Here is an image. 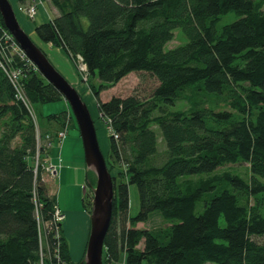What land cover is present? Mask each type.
<instances>
[{
    "label": "trees",
    "instance_id": "obj_1",
    "mask_svg": "<svg viewBox=\"0 0 264 264\" xmlns=\"http://www.w3.org/2000/svg\"><path fill=\"white\" fill-rule=\"evenodd\" d=\"M51 2L58 16L36 25L37 35L101 80L90 90L111 127L103 264H264V0ZM229 12L238 19L218 29ZM177 28L188 41L166 50ZM8 34L0 12V264H85L72 261L43 168V139L75 117L69 109L43 115L44 130L36 123L30 107L63 96ZM11 71L20 72L24 98ZM134 72L156 79L149 95L101 100ZM242 163L248 176L216 172ZM131 185L140 197L135 216ZM93 196L82 198L89 214ZM157 215L164 225L138 226Z\"/></svg>",
    "mask_w": 264,
    "mask_h": 264
},
{
    "label": "rangeland",
    "instance_id": "obj_2",
    "mask_svg": "<svg viewBox=\"0 0 264 264\" xmlns=\"http://www.w3.org/2000/svg\"><path fill=\"white\" fill-rule=\"evenodd\" d=\"M24 10V9H23ZM16 12V11H15ZM236 19H238V16L236 14V12H229L224 14L220 20L217 22L216 26L218 29L222 28L223 26H225V24L228 23H232L235 22ZM86 22V27L89 26L87 19H85ZM175 34L174 37L171 39V41L167 42V45L165 46L166 50H169L171 48L180 46L182 44L187 43L188 38L186 36V34L184 33V31H182V29L177 28L174 30ZM68 58V57H67ZM48 59H50L51 62H53V59H51L48 55ZM70 59V58H69ZM54 64V62H53ZM72 64V63H71ZM55 65V64H54ZM56 66V65H55ZM58 69V67H56ZM72 68L75 70V73L77 75L78 78L77 81L73 82L71 80H69V76H67L68 74L64 71H62L61 69L60 72L67 78V80L70 81V83L73 85L74 88H76L81 96L83 101L86 102V104H88V107L90 109V112L92 113L94 122L96 124V131L98 133V141L99 144L101 146V150L103 155H105L106 159L108 158V151H109V128L110 125H107L103 119H102V114L98 109V100H96L95 94L92 92V90H90V81H92V83H95L96 85L100 84L101 80L98 78H93L90 79L88 78V73H87V68L85 65H83V63L80 61H77V66H74L72 64ZM156 79L153 76H149L147 73L145 72H134V73H130L129 76H126V78H124L123 80H121L120 82H118V84L109 87L107 90H104L101 93V100L103 101H108V99L112 96H122V97H127L130 96V94L133 93H138L139 95L142 96H147L150 94L151 89L156 85ZM183 104L179 103L177 105V107L182 106ZM173 110L177 109L176 106L172 107ZM67 109H71L69 102H67V100L65 98H63L62 100H56L54 102L51 103H43L41 105H37L36 108L33 105L31 107V110L33 111L34 116V120L36 121V123L40 126H42L43 130L45 127L48 126L46 119L43 117L50 115V114H54V113H60L63 111H67ZM38 114H39V118H38ZM101 124V126H100ZM98 126V127H97ZM155 131H157L158 134V141H159V145L161 146V149L163 148V146H166L165 141L162 140V132L161 130L155 126L154 127ZM68 137L66 138L65 142L67 140H71V150L73 152L74 151H78V149H81L82 151V155H80L78 152H73L72 156L69 160L66 161V163H73L70 164L71 167H73V165L81 163L83 166L86 167L87 173L90 174V176L92 177L91 180H94V182L92 183H97V178L96 177V172H95V166L90 165L91 169L89 170V166L87 165V159H86V155H85V146L83 145V139L82 136L80 134V129H79V125L75 120V124L71 125L70 127H68ZM56 136L53 135L52 132L48 133L47 136L43 139V145L45 146L46 142H47V148L50 147V143L52 141H54ZM57 139V138H56ZM51 141V142H50ZM42 144V143H41ZM40 144V145H41ZM106 147V149H104ZM80 155V156H79ZM78 156V157H77ZM46 162H44L43 160V164H45ZM50 163V162H47ZM54 165V164H53ZM223 170H234V171H238L241 174H244L246 176H248L250 170H249V165L247 163H242V164H231V165H226L222 168H220L219 170H217V173L222 172ZM48 176H50V178L54 179V175L49 172L48 170H46L45 172ZM115 173V172H114ZM45 174V175H46ZM90 178L88 177V181L86 182L87 186H90L91 183ZM264 181V179H262ZM92 184V186H96ZM73 187H69V189H71ZM82 189V188H81ZM89 190H91V188H89ZM83 194V189L82 192H80V188H79V192L78 190H70L69 193L67 195H65L64 192L61 193V205L62 207H67L70 210L73 211H80V210H85L84 208V202L82 199V195ZM130 214L131 216H135L139 211H140V197H139V190L138 187L136 185H131L130 187ZM57 200H59V197L57 196ZM264 211V209H263ZM153 219L149 222H147L145 225L139 223L138 226L140 227H157L158 225H164L165 221L163 218L160 217V215L154 216L152 217ZM63 229L65 230V224L66 222L63 221ZM83 221L79 222V230L82 231L85 227L84 224H82ZM42 242L43 244H45V239H46V233L44 231V229H42ZM260 240H262V237H259ZM46 246V245H45ZM80 251V249L78 250ZM82 257L84 256V253L82 256H80V259H82ZM122 262V261H121ZM209 264H218V263H209Z\"/></svg>",
    "mask_w": 264,
    "mask_h": 264
},
{
    "label": "water",
    "instance_id": "obj_3",
    "mask_svg": "<svg viewBox=\"0 0 264 264\" xmlns=\"http://www.w3.org/2000/svg\"><path fill=\"white\" fill-rule=\"evenodd\" d=\"M0 12L4 18L5 26L9 29L12 37L25 52L44 77L61 92L63 98L69 102L71 111L79 125L80 134L85 146L87 165L95 166L97 178L93 190V206L91 212V234L85 252V264H103L105 237L112 222L113 214V176L109 171L106 157L103 155L98 141V133L92 113L83 101L80 92L73 87L69 80L48 59L47 54L39 48L33 38L27 34L16 16L10 0H0ZM91 169V168H90Z\"/></svg>",
    "mask_w": 264,
    "mask_h": 264
},
{
    "label": "crops",
    "instance_id": "obj_4",
    "mask_svg": "<svg viewBox=\"0 0 264 264\" xmlns=\"http://www.w3.org/2000/svg\"><path fill=\"white\" fill-rule=\"evenodd\" d=\"M10 2L16 11V16L19 18L21 26L25 29L27 34L30 35L31 38H33L38 47L42 48L47 54V56L48 53L43 47L58 50L61 56L67 59L69 67L73 70L70 73L71 77L76 76V78H78L75 73V70L72 68L70 59L67 58L63 51H61L59 48L54 47L52 44L45 43L37 35L36 25H40L41 23L50 21V19H53L54 17L58 16L59 11L57 7L51 2V0H10ZM30 4L37 5L38 7L37 13L35 14L34 18L27 16L25 10L22 9L23 7H28ZM58 130L59 129H57L56 126H54V128H50V131L54 132L53 135H55ZM67 137L68 134L66 138ZM66 138L63 141H59L55 137L54 141L51 142L50 147L47 148V150L45 151V154L43 156L44 162H51L52 164H54V166L58 168V173L54 179L50 178V176H48L47 174L44 175V179L47 183L48 190H50V193L52 195H55L56 198L57 196L59 197L58 205L60 210L64 213L63 221L66 222L64 233L69 243V251L72 257V261L77 263L82 260L80 259V256H82L83 253L84 256L86 255L85 252L91 234V215L86 210L73 211L68 209L67 207H62L60 199L62 192L67 195L70 190H78L79 192V188L80 192H82L83 189V194H81L83 198L86 192L85 185L88 181L89 173H87L86 167L83 166L81 163L75 164L73 165V167L70 166V164L73 163H66L67 160L73 157V152H78L80 155H82L81 149H78V151L73 150L72 152L71 148L73 146L71 145V140L69 139L65 142ZM88 171H90V168ZM69 187L73 188L69 189ZM81 221H83L82 224L85 225L82 231L79 230V222ZM79 249L80 251H78ZM110 264L124 263L115 262Z\"/></svg>",
    "mask_w": 264,
    "mask_h": 264
},
{
    "label": "built area",
    "instance_id": "obj_5",
    "mask_svg": "<svg viewBox=\"0 0 264 264\" xmlns=\"http://www.w3.org/2000/svg\"><path fill=\"white\" fill-rule=\"evenodd\" d=\"M25 11H26V13H27L28 16H30V17H35V14H36V12H37V6L34 5V4H31L30 6H28V8L25 9ZM8 39H9V40H14V41H15V39H13V37H12L11 34H8ZM15 42H16V41H15ZM19 74H20L19 71H11V72H10V75H11L13 81H14L17 85L19 84V82H17V79H18V75H19ZM18 87H19V88H18L19 96H20V98H22V97L24 96V93H22V91H21V86H20V84H19ZM23 98H24V97H23ZM24 101L26 102V99H25ZM31 107H32V106H31ZM31 107H30V112H31V114H33V111L31 110ZM33 115H34V114H33ZM34 116H35V115H34ZM110 129H111V127L109 128V130H110ZM57 135H58V138H59L60 140H63V139H65V137H66V131H60ZM43 168H44L45 170H48V172H51V173L54 175V177L57 175L58 168H56V166H54L51 162H50V163H47V162H46V163L43 165ZM56 211H57L56 214H55L56 220H57V221L62 220V219L64 218V215H63L62 211H60L59 209H57Z\"/></svg>",
    "mask_w": 264,
    "mask_h": 264
},
{
    "label": "bare ground",
    "instance_id": "obj_6",
    "mask_svg": "<svg viewBox=\"0 0 264 264\" xmlns=\"http://www.w3.org/2000/svg\"><path fill=\"white\" fill-rule=\"evenodd\" d=\"M43 48L48 53L49 57L51 59H53L54 63L58 67V69H61L62 71L66 72L68 74L67 76H69L68 77L69 80H71L73 82L77 81V79H75L76 76L71 77L70 73L73 70L69 67V63H68L67 59L62 57L58 50H53L52 48L50 49V48H47V47H43ZM100 126H101V124H100ZM104 149H106V147Z\"/></svg>",
    "mask_w": 264,
    "mask_h": 264
}]
</instances>
